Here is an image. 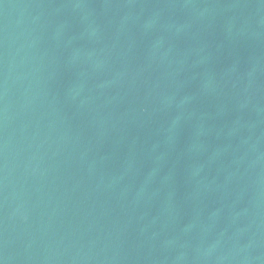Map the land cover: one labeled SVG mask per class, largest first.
<instances>
[{"label":"water","instance_id":"95a60500","mask_svg":"<svg viewBox=\"0 0 264 264\" xmlns=\"http://www.w3.org/2000/svg\"><path fill=\"white\" fill-rule=\"evenodd\" d=\"M0 264H264V0H0Z\"/></svg>","mask_w":264,"mask_h":264}]
</instances>
